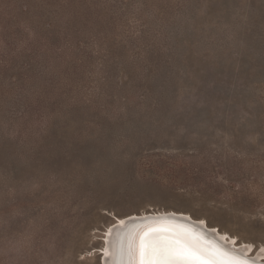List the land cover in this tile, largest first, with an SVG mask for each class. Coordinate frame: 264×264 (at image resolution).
<instances>
[{"label":"rangeland","instance_id":"374dc122","mask_svg":"<svg viewBox=\"0 0 264 264\" xmlns=\"http://www.w3.org/2000/svg\"><path fill=\"white\" fill-rule=\"evenodd\" d=\"M170 211L264 245V0H0V264Z\"/></svg>","mask_w":264,"mask_h":264},{"label":"bare ground","instance_id":"6f19581e","mask_svg":"<svg viewBox=\"0 0 264 264\" xmlns=\"http://www.w3.org/2000/svg\"><path fill=\"white\" fill-rule=\"evenodd\" d=\"M153 213L148 218L138 216L140 218L130 225L118 229L110 242L112 245L107 248L106 244L103 251V254H110L108 264H139L140 239L148 232L169 238L180 237L218 262L264 264V245L257 247L253 242L240 240L219 226L209 224L205 218H194L187 212ZM154 215L163 216L156 218ZM123 219L118 218V221L123 222Z\"/></svg>","mask_w":264,"mask_h":264},{"label":"snow or ice","instance_id":"6c2138e0","mask_svg":"<svg viewBox=\"0 0 264 264\" xmlns=\"http://www.w3.org/2000/svg\"><path fill=\"white\" fill-rule=\"evenodd\" d=\"M139 264H231V262L212 260L199 248L180 237L169 238L156 232H148L140 239Z\"/></svg>","mask_w":264,"mask_h":264}]
</instances>
